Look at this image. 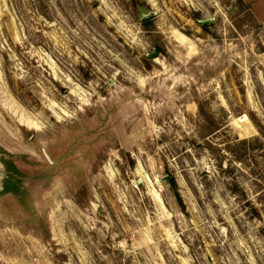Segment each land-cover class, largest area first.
<instances>
[{
  "label": "rangeland",
  "instance_id": "374dc122",
  "mask_svg": "<svg viewBox=\"0 0 264 264\" xmlns=\"http://www.w3.org/2000/svg\"><path fill=\"white\" fill-rule=\"evenodd\" d=\"M0 264H264V0H0Z\"/></svg>",
  "mask_w": 264,
  "mask_h": 264
},
{
  "label": "water",
  "instance_id": "95a60500",
  "mask_svg": "<svg viewBox=\"0 0 264 264\" xmlns=\"http://www.w3.org/2000/svg\"><path fill=\"white\" fill-rule=\"evenodd\" d=\"M154 15H155V12L150 11V12H148V13L142 15V16H141V20H147V19H150V18H152ZM211 21H212V18H206V19H201V20H199V23H201V24H206V23L211 22ZM156 54H157V50L154 49L151 53H149V54H147V55L150 56V57H155Z\"/></svg>",
  "mask_w": 264,
  "mask_h": 264
},
{
  "label": "trees",
  "instance_id": "16d2710c",
  "mask_svg": "<svg viewBox=\"0 0 264 264\" xmlns=\"http://www.w3.org/2000/svg\"><path fill=\"white\" fill-rule=\"evenodd\" d=\"M204 27V26H203ZM177 199L178 201L181 203V199H180V196L177 194Z\"/></svg>",
  "mask_w": 264,
  "mask_h": 264
},
{
  "label": "built area",
  "instance_id": "2783aa9c",
  "mask_svg": "<svg viewBox=\"0 0 264 264\" xmlns=\"http://www.w3.org/2000/svg\"><path fill=\"white\" fill-rule=\"evenodd\" d=\"M139 182H137L136 184H134L136 187L138 186Z\"/></svg>",
  "mask_w": 264,
  "mask_h": 264
}]
</instances>
